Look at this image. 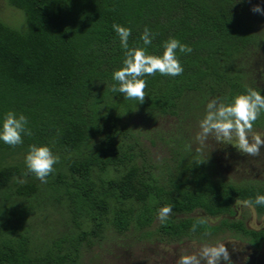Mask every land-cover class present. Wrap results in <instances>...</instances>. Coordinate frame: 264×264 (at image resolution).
<instances>
[{"label":"trees","instance_id":"trees-1","mask_svg":"<svg viewBox=\"0 0 264 264\" xmlns=\"http://www.w3.org/2000/svg\"><path fill=\"white\" fill-rule=\"evenodd\" d=\"M8 1L24 13L27 29L19 32L0 20V117L9 110L23 114L31 134L22 135L19 145L0 142V199L10 205L16 200L31 201L47 185L55 193L46 197L63 195L72 219L77 224H92V230L83 231L66 246L36 252L28 235L14 234L3 222L0 264H77L82 238L101 231L106 222L118 230L130 226L132 217L122 209L127 203L144 208L139 220L142 226L157 217L159 208L169 206L171 212L158 232L180 240L205 235L211 227L205 218L178 220L177 216L198 210L212 217L234 215L238 202L264 194L261 184L213 180L202 166L183 181L160 184L136 165V156L119 129L124 115L134 111L172 114L189 92L211 91L214 85L224 84L226 103L248 89L239 75L225 77L231 61L250 43L241 1ZM114 23L130 29L129 48L142 47L147 54L159 55L162 42L170 37L189 46L190 53L177 51L182 73L172 77L157 72L143 77L142 102L113 93L111 74L124 58L112 29ZM145 26L155 34L147 46L140 40ZM43 144L58 157L45 186L24 164L29 146ZM15 156H22V161L5 163ZM95 172L106 178L95 181ZM56 175L65 179L61 189L51 186ZM249 205L264 214V205ZM113 206L119 211L109 219ZM4 214L7 212L0 216ZM10 215L4 220L9 221ZM221 226L240 233L256 250L264 244L263 229L224 220Z\"/></svg>","mask_w":264,"mask_h":264},{"label":"rangeland","instance_id":"rangeland-1","mask_svg":"<svg viewBox=\"0 0 264 264\" xmlns=\"http://www.w3.org/2000/svg\"><path fill=\"white\" fill-rule=\"evenodd\" d=\"M239 1L244 8L250 43L231 61L225 77L239 75L248 88L264 95V15L250 11L257 4L264 9V0ZM0 20L19 32L27 29L24 13L12 7L8 0H0ZM226 91L221 84L214 85L211 91L186 93L172 114L134 111L124 115L119 129L126 135L125 143L136 156V165L165 186L189 178L191 171L199 166L204 167L213 180L264 185V147L256 155L249 156L231 145L215 142L211 134L206 139L201 138L199 122L207 102L215 99L225 103ZM251 134H262L264 138V112L252 122ZM22 159V156L9 157L5 163L17 164ZM193 160L202 162L196 164ZM105 178L100 172L94 174L97 182ZM62 180L65 179L56 175L50 180L52 188L61 189ZM42 184L45 186L46 183ZM46 188L31 201L16 200L10 205L0 199V211L7 212L0 216V225L4 222L13 228L14 234L28 235L36 252L51 246H66L77 240L83 231L92 230V224L86 226L80 222V226L72 219L63 195L47 198L45 194L51 196L55 191ZM13 209L15 215L11 216ZM122 209L132 217L130 226L118 230L106 222L101 231L82 238L77 264H177L180 255L193 253L204 244L220 242L224 244L231 264H264V244L256 250L240 233L221 226L224 220L242 222L249 229L264 230V214L259 215L249 204L238 202L234 215L212 217L198 210L177 216L178 220L205 218L211 227L205 235L180 240L160 235L158 229L163 221L157 217L142 226L139 223L144 213L142 205L127 203ZM118 211L119 208L113 206L109 219ZM9 215V221L4 220Z\"/></svg>","mask_w":264,"mask_h":264},{"label":"clouds","instance_id":"clouds-1","mask_svg":"<svg viewBox=\"0 0 264 264\" xmlns=\"http://www.w3.org/2000/svg\"><path fill=\"white\" fill-rule=\"evenodd\" d=\"M250 11L264 15V9L259 4L253 6ZM112 29L119 38L120 47L124 50L122 66L114 70L111 80L114 82L111 91L122 94L124 98L143 101L145 96V80L143 77L159 73L166 76H178L183 67L177 58L179 53H190L191 48L181 43L176 38H168L162 42V52L159 55L147 54L145 48L128 47L130 29L128 27L113 24ZM154 33L145 26L140 34V40L147 46L154 38ZM264 112V95L260 91L248 88L241 94L234 95L226 102L209 100L205 106V114L199 122L201 138L212 135L215 142L233 146L238 152L249 156L256 155L264 147L262 134H251L252 122ZM27 118L23 114H17L9 110L0 117V142L9 146L22 143V135H30L26 125ZM196 164L202 161L193 160ZM58 162V157L53 154L50 147L43 145H30L24 156V164L27 172L33 174L39 181L44 182L53 171V165ZM245 204L264 205V194H258L253 201H245ZM171 208L162 206L157 211L160 221L167 219ZM196 225L192 226L195 231ZM231 264L228 252L222 242L216 244H204L190 254L180 255L177 264Z\"/></svg>","mask_w":264,"mask_h":264}]
</instances>
